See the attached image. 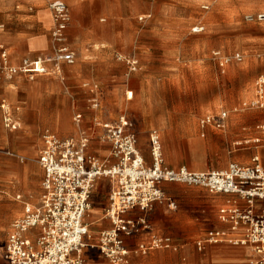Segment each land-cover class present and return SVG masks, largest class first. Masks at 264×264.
<instances>
[{
  "label": "crops",
  "instance_id": "1",
  "mask_svg": "<svg viewBox=\"0 0 264 264\" xmlns=\"http://www.w3.org/2000/svg\"><path fill=\"white\" fill-rule=\"evenodd\" d=\"M52 1L55 0H24V6L19 9V11H24L23 17L18 18L23 27L0 33V172L3 176L0 177V264H9L3 257V251L11 225L23 216L24 204L17 200V196H22L24 200L32 198L30 201L37 202L39 192H41L42 180L40 185L38 183V185L32 186L31 176L34 166L18 162L16 155L20 157L30 155L33 143L36 146L39 144L38 149L40 147L42 149L41 139L46 133L64 140L75 137L82 130L92 136L89 153L101 160H106L110 156L111 147L108 143H102L98 140L100 130L95 126V121L114 123L127 114L122 113L121 116L108 115L105 112V106L107 104L117 105L121 99V89L123 91V88L129 89L131 86L144 107L143 112L145 113L147 107L153 111L154 92H157L156 89L153 90V86L159 85L154 71L152 73L147 72V67L144 65L149 57L145 53L146 51L139 53V50L134 48L129 53H123L127 51L129 41L133 39L131 33L126 31L123 34L109 33V35L106 33L103 24L94 20H89L86 23L87 20L82 17V13L88 0H60L70 5L74 14L71 27L67 31V37L72 40L75 63L73 65L63 63L59 66L46 64L47 72L35 74L32 79L24 74L12 76L10 70L19 68L23 61L36 60L40 56L51 53L50 34L53 23L50 19L52 14L46 6L48 2ZM94 1L101 12L105 13L102 2L107 0ZM108 1L113 6L112 1ZM15 9L12 0H0V13L6 14ZM7 19L8 23L10 20H14L10 17ZM157 31L158 28L155 30L156 34ZM42 38L44 41L38 40ZM41 47H45V49H40ZM144 48L146 47L144 46ZM47 49L49 51L43 54V51ZM257 49L264 51V40L258 44ZM37 52L42 53L35 57ZM131 57H136L139 62L137 72L132 74L129 72L126 61L127 58ZM215 59L219 60L216 57ZM237 62H242V60ZM141 63V74H137ZM219 63L221 68L225 67L221 65L220 60ZM235 71L236 67L234 66L228 70L231 74ZM261 79L264 80V75ZM85 82L98 84L102 89V109L94 110L86 106L87 94L90 95V93L89 91L85 92L86 89L83 88ZM67 86L73 95L65 92V89H68ZM252 87H254V83ZM134 90L130 92L132 97L126 98L128 102L134 99ZM115 91H119V93L115 94ZM255 98L258 101L257 90L256 94L251 91L247 97L240 98L238 104L230 108V116H259V120L264 122V105H256ZM250 101L252 108L247 107ZM77 114L83 116L81 126H77L74 122V117ZM209 116L215 115H206L202 120ZM227 116H229L228 113ZM128 118L133 123L135 122L134 116H128ZM152 130L157 129L150 131ZM245 130L241 129V132L243 133ZM258 130L260 132L257 134H250L258 137L246 143L259 144L254 147V154H258L264 163V146L260 145L264 143V125L259 126ZM138 139L139 147L145 158L146 154L150 155L149 138L148 149L142 145L139 135ZM245 155L247 160H243L244 162L240 165L249 166L251 165L250 160H252L251 155ZM146 162L151 163V161ZM174 167L176 168L172 169L181 168ZM36 169L43 179L42 168L36 166ZM107 180L109 203L113 182ZM162 188L165 199L156 203L150 212L144 214L136 211L128 214V217L145 215L151 225V232L125 238L126 246L133 249L139 244L148 243L152 235L170 236L175 247H182V254H176L172 250H153L146 256H132L130 258L131 264H241L239 263L240 256H242L240 253L241 246L229 240V238H237L239 234L232 233L231 225L223 223L219 217L220 208L229 202L242 203L236 196L215 195V210L212 212L214 228L203 230V227L205 228L207 225L200 224L203 234L194 240L193 231L199 229H195L191 216L182 209L186 202L192 201L191 194L187 193L192 187L165 184ZM171 203H174V208L171 207ZM107 208L94 207V210H90L89 213L91 215L89 223L86 220L90 229L88 238L90 247L85 249L83 253L86 264H111L101 255L99 250L102 233L112 229V222L104 214ZM204 237H208L209 240L205 239L204 242H200L199 240ZM217 238L219 239L217 243L212 241V239L216 240ZM197 243L202 255H198L196 251ZM245 249L248 254V249L246 247ZM203 251H206L207 254H213L214 257L210 258L203 255ZM248 256L250 257V254Z\"/></svg>",
  "mask_w": 264,
  "mask_h": 264
},
{
  "label": "rangeland",
  "instance_id": "2",
  "mask_svg": "<svg viewBox=\"0 0 264 264\" xmlns=\"http://www.w3.org/2000/svg\"><path fill=\"white\" fill-rule=\"evenodd\" d=\"M111 1L115 9L107 0L102 2L105 12L102 13L94 0H88L82 17L87 20L86 23L94 20L103 24L108 34H123L126 31L131 33L133 39L123 53H129L134 48L139 53L146 51L149 57L144 65L147 72L154 71L159 85L153 86V90L157 91L154 92L153 111L147 107L143 112L144 107L130 86L129 89H121L118 104H107L105 112L112 116H121L122 113L134 116V130L147 149L149 132L157 129L161 135L165 166L169 168L178 166L192 171L224 170L231 163L242 164L243 160H247L245 154H250L251 159L257 156L258 154H254V147L259 144L246 142L258 137L250 134L259 133L258 127L264 125V122L259 120V116H230V108L236 106L240 98L247 97L251 91L256 94L259 79L264 75V51L257 49L258 44L264 40V22L248 23L245 20L246 15L264 13V0ZM12 3L16 7L14 11L0 13V33L23 27L18 18L23 17L24 11L19 9L24 6V0H12ZM48 3L46 7L49 9ZM68 6L71 13L70 29L74 14L72 7ZM204 6H208L209 10H204ZM8 17L14 20L8 23ZM50 19L53 23L52 16ZM197 26L205 28L204 32L193 33ZM38 40L44 41L43 38ZM68 44L72 49L70 38ZM48 51H43V54ZM218 51L232 60L224 68L220 67L219 60L214 57V52ZM40 53L42 52H37L34 56H40ZM236 54H241L242 62L234 60ZM233 66L236 71L231 74L228 70ZM141 69L142 63L137 74H141ZM131 90H134V99L128 102L126 93ZM65 92L73 95L69 87ZM118 93L119 91H115V94ZM89 99L90 95L87 94L86 106L92 109ZM247 107L252 108L251 101ZM223 111L229 115L225 127L217 129L202 126L201 120L206 115H216ZM241 129L246 130L242 133ZM260 145L264 146V143ZM38 146L32 144L30 155H16L18 162L34 166L32 186L38 183L40 185L42 180L36 169L41 150ZM145 159L151 161L150 155L146 154ZM0 177H3L1 172ZM190 189L187 193L191 194L192 201L186 202L182 209L191 216L195 229L200 230L193 231L196 240L203 234V230L214 228L212 212L215 210V200L212 199L216 196L203 188ZM108 191V180H97L92 191L91 210L94 207H109ZM104 214L106 215V211ZM90 216L87 213L88 223ZM200 224H206L207 227L202 230ZM205 239L209 240L204 237L199 241L204 242ZM203 245L204 243L201 248ZM240 246L242 256L239 263L251 264L252 256H248L245 246ZM196 248L198 255H202L198 243ZM172 252L181 255L182 247L176 246ZM203 255L214 257L206 251H203ZM132 256L135 254L130 258Z\"/></svg>",
  "mask_w": 264,
  "mask_h": 264
},
{
  "label": "built area",
  "instance_id": "3",
  "mask_svg": "<svg viewBox=\"0 0 264 264\" xmlns=\"http://www.w3.org/2000/svg\"><path fill=\"white\" fill-rule=\"evenodd\" d=\"M48 7L53 18L51 53L33 61H23L19 68L10 70L12 76L24 74L32 79L35 74L47 72L46 64L75 63V53L67 37L71 22L69 6L55 0ZM203 9L208 10V6ZM245 20L248 23L264 22V13L246 15ZM203 31L201 26L193 29V33ZM214 55L222 66L232 61L221 52ZM234 60L241 61V55L236 54ZM126 61L129 72H137V58ZM257 86L256 105H264V80L260 79ZM83 88L91 95V108L102 109L100 86L85 83ZM128 96L132 97V93ZM227 118V113L221 112L205 118L201 124L222 129ZM82 120V114L74 117L77 126H81ZM95 126L100 130L98 140L111 147L106 160L89 153L92 136L82 130L75 137L64 140L50 133L42 136L38 164L44 177L39 199L33 202L31 198L24 200L17 196L24 204V211L23 216L11 225L3 251L5 261L9 264H86L83 253L90 247L86 216L91 210L94 186L97 180L104 178L113 182L106 210L112 229L102 233L99 250L111 264H130L132 254L146 256L153 250L176 249L170 236L152 235L148 243L133 249L127 248L125 242L127 237L151 232L145 215L128 217V214L136 211L147 214L156 203L164 201L162 187L165 184L199 187L212 195L236 196L242 203L233 201L220 208V220L230 224L233 231L240 229L237 238L244 240L236 244L248 246L251 264H264V164L259 155L249 166L231 163L224 170L199 172L186 167L172 169L165 166L159 131L149 133L151 163L148 164L128 116L123 115L114 123L97 120ZM170 205L175 207L174 203ZM218 240L212 239L215 243Z\"/></svg>",
  "mask_w": 264,
  "mask_h": 264
},
{
  "label": "bare ground",
  "instance_id": "4",
  "mask_svg": "<svg viewBox=\"0 0 264 264\" xmlns=\"http://www.w3.org/2000/svg\"><path fill=\"white\" fill-rule=\"evenodd\" d=\"M256 103H257V101H256ZM7 108V107H6ZM6 120V119H5ZM7 121V120H6ZM39 145V144H38ZM39 157V156H38ZM23 180V179H22ZM212 200H215V199H212ZM174 208V207H173ZM88 213H90V211L88 212ZM235 231H231L232 233H234V234H238L239 233V231H240V229L239 228H236V229H234ZM229 240H231L232 242H234V243H237V242H241V241H243L244 239L243 238H229ZM241 240V241H240ZM247 249H248V251H249V254H250V257H251V251H250V249L248 248V246H245Z\"/></svg>",
  "mask_w": 264,
  "mask_h": 264
}]
</instances>
